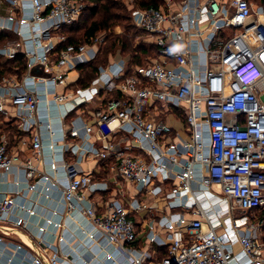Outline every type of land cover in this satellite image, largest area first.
<instances>
[{
	"label": "built area",
	"instance_id": "built-area-1",
	"mask_svg": "<svg viewBox=\"0 0 264 264\" xmlns=\"http://www.w3.org/2000/svg\"><path fill=\"white\" fill-rule=\"evenodd\" d=\"M30 1L31 20H20V25L54 21L39 33L29 31L27 40L33 49L24 53L23 82H10L13 89L22 85L23 91L10 92L1 99L0 113H6L7 107L21 110L18 127L31 133L34 158L22 161L10 152L8 142L0 139V172L22 168L29 181L37 175L38 181L49 188L59 186L51 175L37 174L34 164L43 156L44 138L40 131L33 130L42 125L50 140H55L52 122L38 118L37 83L46 88L49 83L54 86L46 89V97L51 95L52 101L63 106L73 103L65 115L98 98L99 104L82 119L86 136L78 148L79 160L61 163L68 178L62 191L66 214L86 216L108 244L128 256L129 264H264V243L257 228L260 222L251 219L252 213L264 211V7L250 0H180L176 11L133 8L132 24L155 45L156 57L131 73L122 58L101 66L91 84L82 88L78 85V68L95 60L106 36L99 34L88 43L63 47L67 41L61 33L63 27L74 24L85 5L77 0ZM18 3L19 0H0V11L5 4ZM19 51L18 47H10L1 55L13 60ZM200 54L204 56L202 76L195 64ZM35 68L43 75H32ZM55 87L68 90L60 93ZM151 102L181 108L190 139L180 144L171 141L172 126L146 116ZM117 132L133 138L149 160L133 156L129 148L117 150L112 142L105 150L89 143L92 136L107 140ZM78 136L73 130L66 137ZM49 148L53 151L55 144ZM180 155L184 156L182 163ZM84 157L115 158L118 176L150 193L160 189L155 186L157 180L164 183L173 179L177 184L167 197L179 200L181 206L183 199L192 194L193 183H198L207 198L217 195L219 212L207 201L205 206L195 208L192 217L161 218L160 225L171 230V237L166 242L167 255L153 262L148 252L139 254L126 248L139 236L129 209L111 206L97 214L89 203L87 193L99 187L80 169V159ZM58 165L52 161V170L56 171ZM169 165L180 169L175 171ZM28 187L34 190L35 184L29 183ZM17 206L13 196L0 193V221H7ZM37 207L38 202L21 206L31 215ZM146 208L145 204H130L134 212ZM13 223L21 226L24 220L19 218ZM52 223L47 219V224ZM10 231L5 228L3 234L9 235ZM81 231L86 238L97 239L94 231ZM175 233L182 236L176 237ZM59 259V252L52 250L46 260L35 257L33 262L59 264ZM105 259L112 260L113 254L106 252Z\"/></svg>",
	"mask_w": 264,
	"mask_h": 264
},
{
	"label": "crops",
	"instance_id": "crops-1",
	"mask_svg": "<svg viewBox=\"0 0 264 264\" xmlns=\"http://www.w3.org/2000/svg\"><path fill=\"white\" fill-rule=\"evenodd\" d=\"M48 1V0H44ZM252 2V1H251ZM255 6L264 5L260 0L252 2ZM176 11L178 5L176 4ZM13 16L14 20H8ZM32 16V4L30 0H19L17 6L5 4L0 11V28L2 25L9 26L8 29H0L6 39L0 41V58L3 62L9 61L1 55L3 50L10 47H18L19 54L24 55L28 50L33 49V45L27 40L29 31L39 33L43 29L49 28L54 20H48L42 24L31 26L30 24L20 25V20L29 23ZM55 34H58L56 32ZM144 36V35H143ZM148 44L152 42L146 36L143 37ZM188 43L185 42V45ZM196 48V46H194ZM201 50V48H200ZM92 52H89V56ZM124 61L129 68L130 58L120 56H110L107 65L120 60ZM204 56L200 54L195 59L196 71L202 76ZM146 63V62H145ZM106 65V66H107ZM136 68L135 66L132 71ZM131 71V72H132ZM199 75V76H200ZM11 81H17L22 84L23 77L9 75L0 79V100L7 98L10 92L23 91L22 85L13 89ZM32 85V84H31ZM38 96L40 98L38 118L43 122L51 121L54 126L55 140L52 142L44 126L39 125L33 131H40L43 135V156L40 161L35 160L37 174L44 173L51 175L59 183L58 187H50L48 184L39 182L36 175L29 181L22 168H13L9 171L0 172V193L13 196L18 202L17 208L10 215L7 221H0V264H35L33 259L39 257L43 260L52 250H57L60 254L59 264H129V258L120 249L108 244L107 238L94 226V224L84 215L75 213L73 216L66 214V206L63 199V187L68 182L67 175L62 167V160H79V146L85 143L86 133L84 131L83 116H86L90 110L99 104V99L95 100L89 106L80 110L68 112L65 111L73 104H66L52 101L51 95L46 97V89H53L50 83L47 88L42 83H37ZM55 89L62 93L68 89ZM21 110L15 107H7L6 113H0V139L8 142L11 153L19 155L22 161L28 158H34L32 148V135L30 132H23L18 127V115ZM146 116L155 121H163L170 124L173 128L171 141L183 143L190 139V132L187 131L186 117L181 108L173 105L151 102L148 106ZM73 130L79 134L78 137L69 136ZM207 140V139H206ZM113 143L117 150L124 151L129 148L133 156L141 157L145 161L149 156L139 149L136 142L125 132H117L107 138V140H98L92 136L90 144L99 150H105L108 143ZM55 144L53 151L49 145ZM184 156L179 157L182 163ZM56 161L59 165L56 171L52 170L51 162ZM80 169L97 183L98 191L88 192L89 203L96 210L97 214L104 213L111 206H125L131 211L130 217L135 223L139 234L134 244L126 245V248L135 252H148L151 255V261L162 260L168 252L167 240L171 237V230L160 225L163 217H174L184 215L192 217V212L198 205L205 206L207 201L213 204V209L219 212L216 205L219 198L215 194H210L207 198L200 191L198 183H193L192 194L183 199L184 205H179V200L167 197L173 186L177 184L173 179L166 182L157 180L156 189L153 193L142 191L137 185L128 183L118 176L117 160L109 158L107 160H97L92 157L80 159ZM169 167L173 170H179L178 165ZM173 171H171L172 174ZM35 184L34 190H29L28 186ZM48 188V189H47ZM32 202H38L36 213L31 215L21 206H30ZM147 205L146 209L134 212L130 209V204ZM211 209L212 211H214ZM22 218L23 225L15 226L13 221ZM52 220V224H47V219ZM60 223L61 226H55ZM9 228L10 234L4 235L3 230ZM82 229L94 231L97 239L90 240L83 236ZM176 237L182 236L181 233H175ZM154 238V239H153ZM113 254L112 260L105 259V253Z\"/></svg>",
	"mask_w": 264,
	"mask_h": 264
},
{
	"label": "trees",
	"instance_id": "trees-1",
	"mask_svg": "<svg viewBox=\"0 0 264 264\" xmlns=\"http://www.w3.org/2000/svg\"><path fill=\"white\" fill-rule=\"evenodd\" d=\"M82 2L85 7L81 13L80 18L71 26H64L61 33L67 36V41L61 45L90 42L94 37L102 33H108L105 45L99 50L95 60L88 64L80 65L79 71L81 79L79 87H87L97 77L99 68L106 66L110 56L129 57L130 63L128 71L131 73L135 66L145 67V59L156 57L157 48L154 44L145 42L141 38L134 46L133 40L138 34L142 35L138 29L132 24L131 10L127 13L126 5L118 0H77ZM164 0H133V7L140 9L155 8L159 9ZM252 2L258 0H250ZM264 5V0H260ZM124 10V12H122ZM125 21L124 26L127 31H133V34L126 33L123 36H115L113 34L114 28L121 26ZM110 36V38H108ZM112 36V38H111ZM4 33H0V41L6 39ZM26 72V59L22 54H18L15 59L3 62L0 58V79L8 77L9 75H17L19 78L23 77ZM264 215V214H263ZM264 220V218H263Z\"/></svg>",
	"mask_w": 264,
	"mask_h": 264
},
{
	"label": "rangeland",
	"instance_id": "rangeland-1",
	"mask_svg": "<svg viewBox=\"0 0 264 264\" xmlns=\"http://www.w3.org/2000/svg\"><path fill=\"white\" fill-rule=\"evenodd\" d=\"M118 1H120V2H122L123 3V5L125 4L126 5V7H127V13H129V10H131V8H135V7H133V0H118ZM180 2V0H164L162 3H161V6H160V8L159 9H161V10H163V11H168V10H175L176 9V4L178 5V3ZM170 4V5H169ZM128 8H129V10H128ZM132 11V10H131ZM122 12H124V10H122ZM124 13H126V12H124ZM127 24L125 23V21L122 23V25L121 26H117L116 28H114V31H113V34H112V36L113 35H115V36H123L124 34H126V33H129L130 34V36H131V34H133V31H127V28H125L124 26H126ZM102 34H104L105 36H106V39H107V36L109 35L108 33H102ZM112 36H111V38H112ZM144 36L143 35H140V34H138V36H136L135 38H134V40H133V43H134V45H133V47L134 46H137L136 44H138V42H139V40L141 39V38H143ZM108 38H110V36L108 37ZM106 39H105V42H106ZM152 59V58H151ZM151 59L149 58H147V59H145L144 61L145 62H148V61H151ZM264 211L263 212H255V213H252L251 214V219H252V221L253 222H255V223H258V222H260L259 223V227H257V228H259V231H260V239H261V241L264 243V220H263V218H264Z\"/></svg>",
	"mask_w": 264,
	"mask_h": 264
},
{
	"label": "water",
	"instance_id": "water-1",
	"mask_svg": "<svg viewBox=\"0 0 264 264\" xmlns=\"http://www.w3.org/2000/svg\"><path fill=\"white\" fill-rule=\"evenodd\" d=\"M32 75H36V76H42V71L39 68H35L32 70Z\"/></svg>",
	"mask_w": 264,
	"mask_h": 264
}]
</instances>
